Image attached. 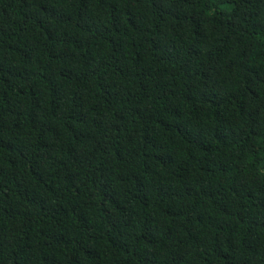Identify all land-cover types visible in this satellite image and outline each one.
Returning <instances> with one entry per match:
<instances>
[{"label": "trees", "instance_id": "trees-1", "mask_svg": "<svg viewBox=\"0 0 264 264\" xmlns=\"http://www.w3.org/2000/svg\"><path fill=\"white\" fill-rule=\"evenodd\" d=\"M0 264H264V0H0Z\"/></svg>", "mask_w": 264, "mask_h": 264}]
</instances>
